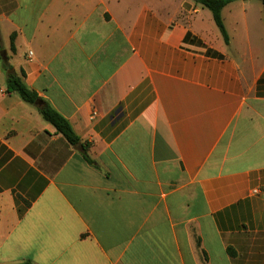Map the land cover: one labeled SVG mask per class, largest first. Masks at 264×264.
Segmentation results:
<instances>
[{"label":"crops","instance_id":"crops-1","mask_svg":"<svg viewBox=\"0 0 264 264\" xmlns=\"http://www.w3.org/2000/svg\"><path fill=\"white\" fill-rule=\"evenodd\" d=\"M222 19L229 45L193 0H0V264H264V2Z\"/></svg>","mask_w":264,"mask_h":264},{"label":"trees","instance_id":"trees-1","mask_svg":"<svg viewBox=\"0 0 264 264\" xmlns=\"http://www.w3.org/2000/svg\"><path fill=\"white\" fill-rule=\"evenodd\" d=\"M196 5L201 6L204 9L209 10L212 13L213 19L220 30L225 42L229 45V37L226 33V29L223 24L222 11L223 9L232 3L235 0H193ZM264 2V0H260ZM14 36H12V49H14ZM7 93L8 94H18L20 97L27 103L35 105L36 101H40L37 94L29 90L22 77L17 76L16 74H11L8 76L7 80ZM41 102V105L38 106V110L44 117V119L52 124L56 131L61 134L70 144L78 145L80 139L73 132L69 122L60 116L56 111H54L47 103ZM82 149L84 153L88 151V146L82 144ZM87 158V156H86ZM88 159V158H87ZM89 160V159H88Z\"/></svg>","mask_w":264,"mask_h":264},{"label":"water","instance_id":"water-1","mask_svg":"<svg viewBox=\"0 0 264 264\" xmlns=\"http://www.w3.org/2000/svg\"><path fill=\"white\" fill-rule=\"evenodd\" d=\"M13 71H11V73H12ZM35 105L38 107V106H40L41 105V102L40 101H36L35 102Z\"/></svg>","mask_w":264,"mask_h":264}]
</instances>
